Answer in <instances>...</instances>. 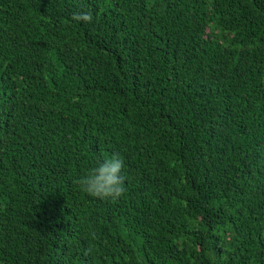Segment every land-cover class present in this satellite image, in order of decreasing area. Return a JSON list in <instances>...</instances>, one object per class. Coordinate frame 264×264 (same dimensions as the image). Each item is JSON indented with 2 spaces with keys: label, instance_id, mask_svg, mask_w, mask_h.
<instances>
[{
  "label": "trees",
  "instance_id": "16d2710c",
  "mask_svg": "<svg viewBox=\"0 0 264 264\" xmlns=\"http://www.w3.org/2000/svg\"><path fill=\"white\" fill-rule=\"evenodd\" d=\"M0 264H264V0H0Z\"/></svg>",
  "mask_w": 264,
  "mask_h": 264
},
{
  "label": "clouds",
  "instance_id": "9594fccd",
  "mask_svg": "<svg viewBox=\"0 0 264 264\" xmlns=\"http://www.w3.org/2000/svg\"><path fill=\"white\" fill-rule=\"evenodd\" d=\"M72 20L91 23V11L74 12ZM124 175V158L119 153H112L97 166L80 176L76 183L87 195L100 200L116 201L126 193Z\"/></svg>",
  "mask_w": 264,
  "mask_h": 264
}]
</instances>
